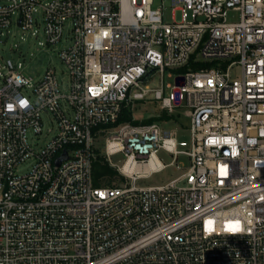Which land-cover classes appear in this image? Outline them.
Instances as JSON below:
<instances>
[{"label": "built area", "instance_id": "built-area-1", "mask_svg": "<svg viewBox=\"0 0 264 264\" xmlns=\"http://www.w3.org/2000/svg\"><path fill=\"white\" fill-rule=\"evenodd\" d=\"M153 5L0 0V39L42 22L46 44L69 41L59 53L66 82L49 68L32 85L0 56V264H264V0L167 1L182 13L169 24ZM191 60L203 66L183 71ZM167 71L177 73L168 93L143 85ZM144 100L185 109L189 151L157 122L113 126ZM44 114L56 130L39 145ZM102 136L120 178L96 187ZM162 150L175 157L169 166L184 155L189 169L138 187L168 167Z\"/></svg>", "mask_w": 264, "mask_h": 264}, {"label": "rangeland", "instance_id": "rangeland-1", "mask_svg": "<svg viewBox=\"0 0 264 264\" xmlns=\"http://www.w3.org/2000/svg\"><path fill=\"white\" fill-rule=\"evenodd\" d=\"M167 1L171 0H154L153 8L162 10L164 23H180L182 21V13L180 11H173L172 6H166L165 3ZM191 19V16H189V20ZM239 20V12L229 11V22H239ZM34 31H37V34L33 35ZM8 36L9 38H7L6 35L0 39V56L4 61L11 60L15 65L21 63L23 65L21 72L25 78L32 80V85H35L49 68L57 72L61 82L67 81L66 70L60 60L59 53L69 44V41L65 40L55 45L46 44L44 24L42 22L36 25L34 30L30 32H24L17 27H12ZM237 71L239 73L240 69L235 68L233 74H236ZM169 74H172V76H169ZM176 74L175 71H167L163 75L156 74L152 82L143 83V85L150 84L151 86H160L162 83L164 87L168 84L174 85ZM165 90L167 93L170 91L167 87ZM27 94L29 95L30 91H28ZM133 111L134 118L139 121L151 117H160L164 113L161 104L153 100L135 102ZM184 111L185 109H181L179 113L175 110L166 113L168 117L172 119L157 121V123L165 128L177 130L178 142L183 144L180 145L179 149L182 151H189L192 146V133L190 130L191 121L185 116ZM43 119L44 133L40 139L34 137L39 145L47 143L56 130V123L51 117L44 114ZM49 130H51L52 133H49ZM105 138L106 136H102L97 140V149H99L103 155H105ZM158 158L168 167L161 172L154 173L149 178L140 179L137 182L138 187L164 186L177 179L190 167V160L184 155H180L178 160L171 166L169 165L175 158L173 155L162 150L158 153ZM125 159L126 157L123 153H118L111 157V162L115 166L121 168L124 165ZM182 165H184V167H182Z\"/></svg>", "mask_w": 264, "mask_h": 264}, {"label": "trees", "instance_id": "trees-1", "mask_svg": "<svg viewBox=\"0 0 264 264\" xmlns=\"http://www.w3.org/2000/svg\"><path fill=\"white\" fill-rule=\"evenodd\" d=\"M202 66L203 64L195 63L193 60H191L190 64L183 71H186L189 68L198 69L201 68ZM171 119L172 118L168 117L166 112H164L160 117H151L149 119L139 121L134 118V111L132 110L131 106L124 105L118 122L113 126H118L124 123H132L134 125L152 124L157 121L171 120ZM113 126H109V127H113ZM92 177H93L94 185L96 187L113 186L114 183L120 178L117 169H115L109 164L105 155H103L99 149H96V158L92 166Z\"/></svg>", "mask_w": 264, "mask_h": 264}, {"label": "bare ground", "instance_id": "bare-ground-1", "mask_svg": "<svg viewBox=\"0 0 264 264\" xmlns=\"http://www.w3.org/2000/svg\"><path fill=\"white\" fill-rule=\"evenodd\" d=\"M154 165V163L152 164ZM150 169V166H134L132 167L131 163H127L125 166V171H131V172H148Z\"/></svg>", "mask_w": 264, "mask_h": 264}, {"label": "water", "instance_id": "water-1", "mask_svg": "<svg viewBox=\"0 0 264 264\" xmlns=\"http://www.w3.org/2000/svg\"><path fill=\"white\" fill-rule=\"evenodd\" d=\"M67 159V154L64 153L60 158L57 159V164H60L62 160H66Z\"/></svg>", "mask_w": 264, "mask_h": 264}, {"label": "clouds", "instance_id": "clouds-1", "mask_svg": "<svg viewBox=\"0 0 264 264\" xmlns=\"http://www.w3.org/2000/svg\"><path fill=\"white\" fill-rule=\"evenodd\" d=\"M26 103V102H25Z\"/></svg>", "mask_w": 264, "mask_h": 264}]
</instances>
